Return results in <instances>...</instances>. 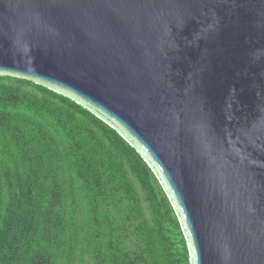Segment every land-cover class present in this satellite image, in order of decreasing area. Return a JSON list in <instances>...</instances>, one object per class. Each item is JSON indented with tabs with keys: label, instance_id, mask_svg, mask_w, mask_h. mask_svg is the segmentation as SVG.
Instances as JSON below:
<instances>
[{
	"label": "water",
	"instance_id": "water-1",
	"mask_svg": "<svg viewBox=\"0 0 264 264\" xmlns=\"http://www.w3.org/2000/svg\"><path fill=\"white\" fill-rule=\"evenodd\" d=\"M0 75L115 128L191 264H264V0H0Z\"/></svg>",
	"mask_w": 264,
	"mask_h": 264
},
{
	"label": "trees",
	"instance_id": "trees-1",
	"mask_svg": "<svg viewBox=\"0 0 264 264\" xmlns=\"http://www.w3.org/2000/svg\"><path fill=\"white\" fill-rule=\"evenodd\" d=\"M0 264H191L142 155L75 100L0 75Z\"/></svg>",
	"mask_w": 264,
	"mask_h": 264
}]
</instances>
